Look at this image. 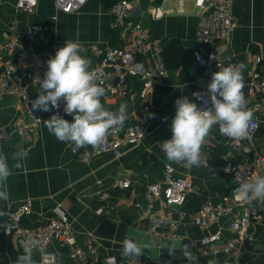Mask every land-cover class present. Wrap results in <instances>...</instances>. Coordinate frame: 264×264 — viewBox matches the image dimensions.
<instances>
[{
	"label": "crops",
	"instance_id": "obj_1",
	"mask_svg": "<svg viewBox=\"0 0 264 264\" xmlns=\"http://www.w3.org/2000/svg\"><path fill=\"white\" fill-rule=\"evenodd\" d=\"M121 0H91L83 9L74 14L58 12L53 0H38L35 14H25L16 9L17 0H0V46L19 40L46 57L55 54L63 46L65 40L78 41L83 46L82 55L91 61V68L98 59L96 49L124 46L132 39V34L124 28L111 29L115 23L112 8ZM138 7L132 12L130 21L141 24L149 32L150 39L168 44L175 41L181 49V66L169 70L166 85L157 87L149 93L146 99L140 96L142 85L139 80L129 78L126 82L127 92L105 89L101 98L103 106L110 111H117L121 104L127 105V115L130 122L145 117L150 124L149 135L135 146H127L120 158L112 154L98 155L88 164H83L73 145L59 141L47 130L44 120L53 115L50 112L38 111L42 118L40 130L28 141L17 137H3L0 134V152L11 157L17 150L27 151L28 156L23 167L13 169V175L8 178L7 189L10 194L7 201H0V264H15L17 257L23 254L21 241L24 237H7L3 234L6 213L20 207L28 200L32 201V211L21 220V226L27 229L38 228L43 219L51 214L56 207H62L69 216L70 222L77 233L80 245L87 247L90 243L97 248L95 261L100 262L107 257H115L120 261L132 262L122 256V242L133 238L141 243L152 246L140 257L146 264H264V203L258 202L261 219L255 221L249 229L254 242L241 247L236 253H223L213 256H203L199 242L208 235L222 231L230 237L228 222L221 221L209 229H199L192 222V215L209 198L223 194L231 188L230 176L224 170L223 156H234L227 145V137L214 126L201 149V158L207 159V167H184L169 162L160 144L172 133L171 121L175 116V100L187 96L193 99L192 93L198 87V82L207 77L210 71L197 66L192 58L196 43L197 14L192 0L181 9L176 0H138ZM162 7L164 16L154 20L152 14L156 7ZM57 20L53 21L52 17ZM233 17L236 23L228 59L234 64L245 65L246 73L253 54L263 58L264 69V0H235ZM36 23L46 26L49 37L47 46L29 45L25 40L28 28ZM17 49H10L0 55V69L3 62L15 61ZM174 57V53L171 54ZM178 63V62H177ZM39 88L31 89L37 97ZM196 103V100H194ZM20 116L18 105L9 97L0 96V127H7ZM170 116L164 123L160 120ZM260 129L254 139L256 149L264 148V115H260ZM66 120L73 121V116L67 115ZM250 162V161H249ZM9 163L12 161L9 159ZM167 168L176 174L193 181L185 210L186 220L179 228L180 238L174 241L160 240L149 234L145 221L146 205L144 192L146 184L160 180ZM131 173L132 185L129 190L120 192L112 185L125 179ZM103 180L105 188L111 196L109 202L97 198L85 197L95 186L97 180ZM123 196L134 206L119 205L117 198ZM140 207H137V206ZM102 210L99 214L98 211ZM175 243L177 247L188 245L190 256L185 257L183 247L176 249L175 254H169L164 244ZM48 251L54 253L56 264H82L69 257L68 249L59 243H53ZM36 264L40 263L41 255L33 252Z\"/></svg>",
	"mask_w": 264,
	"mask_h": 264
},
{
	"label": "built area",
	"instance_id": "obj_2",
	"mask_svg": "<svg viewBox=\"0 0 264 264\" xmlns=\"http://www.w3.org/2000/svg\"><path fill=\"white\" fill-rule=\"evenodd\" d=\"M58 12L74 14L83 9L91 0H53ZM168 2L169 0H164ZM178 6L184 9L190 0H176ZM197 14L196 43L192 51V58L198 67L210 71V74L198 82V87L193 93L207 94V84L211 81L212 74L218 68L234 64L227 55L236 26L233 17V4L235 0H192ZM138 0H121L112 8L115 23L111 29L124 28L125 32L132 34V39L122 47L96 49L97 64L92 67L98 75L102 86L110 91L127 92L126 82L129 78L139 80L142 85L140 93L144 100L149 93L157 87L166 85L169 78V69L163 53L164 45L161 41L151 40L149 32L141 24L134 25L130 21L132 12L138 7ZM38 0H17L16 9L25 14H35ZM164 16L163 8L156 7L152 18L159 20ZM56 21V16L52 17ZM29 45L38 47L47 46L49 37L46 26L41 23L31 25L25 35ZM17 49L15 61L8 59L3 62L0 69V96L11 98L20 111V116L14 119L7 127H0L3 137H17L28 141L41 128L42 118L38 111L31 110V101L36 97L32 88H39V80L47 71L49 58L39 52H32L25 43L16 40L0 46V55ZM216 56L217 62L211 57ZM245 87L243 89L247 107L254 113L250 124V138L239 142L227 138V145L234 156H223L224 172L231 177L230 192L207 199L192 215L193 224L199 229H209L221 221H227L230 237L217 231L206 236L199 242V249L203 256H213L220 253L231 255L241 247L254 242V237L249 233L250 226L261 219L258 202L251 205L237 201L233 193L245 180L258 175L264 176V148L256 149L253 142L260 129V115H264V69L263 58L253 54L250 64L244 74ZM192 93V97H193ZM198 107H205L196 100ZM210 106V104L208 105ZM64 102L58 110L64 119L67 114L63 111ZM57 109L53 110V114ZM170 119L167 116L160 120L164 123ZM150 133V124L145 117L137 118L135 122L129 121V116L123 129L114 132L106 138L99 148L81 147L76 152L81 163L88 164L93 157L103 154H112L120 158L127 146L141 143ZM172 134L167 138L171 139ZM250 161V162H249ZM193 181L179 176L172 169L167 168L164 176L146 184L144 202L147 207L145 221L149 234L160 240L174 241L180 238V226L188 214L185 210L188 195L193 189ZM132 185L131 173L125 178L116 181L112 188L125 192ZM97 198L102 202H109L111 196L105 188L103 180H97L94 188L82 195V198ZM118 204L133 207L134 204L127 198H117ZM32 201L28 200L20 207L6 213L3 234L7 237L32 238L39 242L34 249L41 255L39 264H56L54 253L48 251L53 243H59L68 249L69 257L82 264H146L141 257L137 262L120 261L115 257H107L99 263L95 261L97 248L90 243L87 247L80 245L68 213L60 206H56L51 214L43 219L42 224L35 229L21 226V220L32 211ZM137 207H140L139 205ZM99 214L102 210L98 211ZM33 251V252H34ZM179 264H187L182 261Z\"/></svg>",
	"mask_w": 264,
	"mask_h": 264
},
{
	"label": "clouds",
	"instance_id": "obj_3",
	"mask_svg": "<svg viewBox=\"0 0 264 264\" xmlns=\"http://www.w3.org/2000/svg\"><path fill=\"white\" fill-rule=\"evenodd\" d=\"M83 50L80 42L65 40L55 56L47 60V71L39 80V93L31 101L32 111L50 112L57 109L49 119L44 120L45 126L59 141L73 145L74 151L88 146L99 148L109 135L123 129L127 119L126 104H121L115 112L103 106L101 98L105 95V88L96 71L91 68V61L81 54ZM211 59L217 62L216 56ZM244 68L242 63L220 67L207 84V94L196 92L193 93V99L182 96L175 100L176 112L170 126L171 139L160 144L169 162L189 168L207 167L208 161L201 158V149L214 126L219 127L222 136L234 141L250 138L254 113L247 107L243 91ZM194 100H200L205 107H198ZM61 102H64V113L73 116L72 122L59 115ZM27 156L24 150L11 153L10 158L0 152V201L9 199L8 178L13 175V169L23 167ZM233 196L244 204L251 205L254 201L264 203V176L245 180L235 189ZM21 246L23 254L17 257L15 264H36L33 251L39 242L28 238L21 241ZM151 246L147 242L126 238L122 242V256L137 262ZM181 246V243L180 247L170 243L161 248L167 247L169 254L174 255ZM182 247L188 259V245ZM209 264H215V261H209Z\"/></svg>",
	"mask_w": 264,
	"mask_h": 264
},
{
	"label": "trees",
	"instance_id": "obj_4",
	"mask_svg": "<svg viewBox=\"0 0 264 264\" xmlns=\"http://www.w3.org/2000/svg\"><path fill=\"white\" fill-rule=\"evenodd\" d=\"M164 45V59L165 62L168 66L169 70H175V68H179L181 66L180 62L182 59V53H181V49L178 46V43L175 41L169 42L167 45ZM174 53V57L171 56V54ZM178 62V63H177ZM230 181H231V177H230ZM230 192V189H228V191L223 192V194Z\"/></svg>",
	"mask_w": 264,
	"mask_h": 264
},
{
	"label": "rangeland",
	"instance_id": "obj_5",
	"mask_svg": "<svg viewBox=\"0 0 264 264\" xmlns=\"http://www.w3.org/2000/svg\"><path fill=\"white\" fill-rule=\"evenodd\" d=\"M103 3L108 2V0H101Z\"/></svg>",
	"mask_w": 264,
	"mask_h": 264
}]
</instances>
